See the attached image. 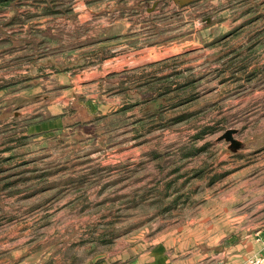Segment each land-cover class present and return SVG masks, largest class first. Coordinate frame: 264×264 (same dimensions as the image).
Returning <instances> with one entry per match:
<instances>
[{
  "label": "rangeland",
  "instance_id": "rangeland-1",
  "mask_svg": "<svg viewBox=\"0 0 264 264\" xmlns=\"http://www.w3.org/2000/svg\"><path fill=\"white\" fill-rule=\"evenodd\" d=\"M170 1L0 0V20L36 16L50 81L12 111L64 125L54 139L12 144L2 165L0 264H136V247L166 228H185L186 252L208 264L218 242L264 227V0H199L180 19ZM125 16L154 32L139 46H164L167 58L116 87L118 111L93 114L101 86L79 79L101 69V19ZM81 29L87 46L67 52V31ZM67 70L78 79L66 95Z\"/></svg>",
  "mask_w": 264,
  "mask_h": 264
},
{
  "label": "crops",
  "instance_id": "crops-1",
  "mask_svg": "<svg viewBox=\"0 0 264 264\" xmlns=\"http://www.w3.org/2000/svg\"><path fill=\"white\" fill-rule=\"evenodd\" d=\"M198 1L193 0L185 6H180L174 0L170 2L173 8L179 10L177 18L180 19V17L185 16L180 12H184L191 4L195 6ZM210 4L215 3L211 1ZM230 7V4L227 3L223 10L228 11ZM35 17H32L33 20H27L25 15L7 14L0 20L10 23L17 19L16 25L6 24L8 25L6 27L0 24V135L8 134L9 136V134H13L7 140L0 139V148H7L4 152H0L2 157L1 166L6 161L8 162L9 158L7 157L12 147L15 146L12 144L17 143V141L26 138L54 139L64 130L63 121L56 114H52L46 119H34L27 116L25 112L19 115L18 112L12 111L16 103L40 97L42 94L41 87L46 84L45 82H50L45 81L40 75L41 58L37 56V53L41 50L42 40L39 37V30H36L35 26L30 25L36 22ZM145 17L148 21L155 16L153 13H149ZM130 18L132 17L130 16ZM212 19L207 18V21L210 22ZM127 20V16L124 19L117 18L112 21L105 18L101 19V35H98V40L94 43V46L101 49V55L106 54L104 59H101V69L98 66L92 74H88V77L85 75L80 76L79 80H82V78L84 80L88 79V86H101L102 94L96 95L97 98L93 100V102H98L92 104L97 108L95 110L93 108V114L107 115L118 111L115 107V99L110 98L111 96L116 97V93L121 91L116 87L122 84L123 81L128 80L127 78H129L130 83H134V78H137V74L140 73L138 72L139 70L146 68L149 63L159 62L167 58L163 55L165 49H167L164 46L159 47L157 44L146 47L139 46L144 41L153 40L155 35L154 32H150L149 29L151 27H138V25L135 27L134 24H126ZM150 21L155 22L154 19ZM67 33V35L70 34L69 42L68 36H66L65 46L69 48V50H66L67 52H72L73 50L78 52L79 49L77 48L82 50L87 46L86 40L90 35L85 33L83 29L79 32L67 31ZM74 47L76 49H73ZM139 51L143 54L153 55L148 59H137L134 55ZM65 76L69 81H61V84L65 87V94L67 95L68 89L72 87L78 77H75L72 72L67 73ZM57 84L56 81L53 87L52 85L48 86L49 95L57 90ZM77 84L80 83L78 82ZM105 85L113 87L110 93L104 91L103 86ZM51 99L57 102L55 96ZM18 122L25 124L21 133H18L17 130ZM252 229L253 232L237 233L236 238L233 236V238L229 237L228 240H223L221 243L218 242L219 246L215 253V259L208 262V264H248L251 257L261 255L264 249V227H253ZM185 234V228L179 229L176 235L170 231V228L155 234V237H153L156 238L155 240L149 238L150 242L147 240L145 245L136 247L135 256H139L136 264L139 262L141 264H198L201 261V253L197 251V254L193 253L190 255V253L186 252V243L188 241H186ZM198 243H201V241H195L193 245ZM96 263L100 264L101 261L94 262V264Z\"/></svg>",
  "mask_w": 264,
  "mask_h": 264
},
{
  "label": "water",
  "instance_id": "water-1",
  "mask_svg": "<svg viewBox=\"0 0 264 264\" xmlns=\"http://www.w3.org/2000/svg\"><path fill=\"white\" fill-rule=\"evenodd\" d=\"M176 3H178L180 6H185L187 4H190L193 0H174ZM236 131L231 130L226 133L225 139L232 144V150L237 151L238 149L242 148V143L235 140L233 137V134H235ZM2 157L0 155V173L4 171V167L1 166Z\"/></svg>",
  "mask_w": 264,
  "mask_h": 264
},
{
  "label": "built area",
  "instance_id": "built-area-1",
  "mask_svg": "<svg viewBox=\"0 0 264 264\" xmlns=\"http://www.w3.org/2000/svg\"><path fill=\"white\" fill-rule=\"evenodd\" d=\"M249 264H264V249L263 253L260 256L250 259Z\"/></svg>",
  "mask_w": 264,
  "mask_h": 264
}]
</instances>
